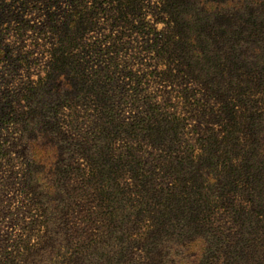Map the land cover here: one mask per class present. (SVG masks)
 I'll return each instance as SVG.
<instances>
[{"label":"trees","instance_id":"trees-1","mask_svg":"<svg viewBox=\"0 0 264 264\" xmlns=\"http://www.w3.org/2000/svg\"><path fill=\"white\" fill-rule=\"evenodd\" d=\"M43 1L64 7L59 27L47 32L87 50L70 65L65 53H48L50 71L38 84L47 95H92L104 120L90 136L76 127L74 138H46L39 152L38 163L62 184L72 174L78 180L61 206L43 212L35 245L44 264H167L171 248L193 245L200 247L197 264H264V164L256 162L264 114L252 107L254 97L264 98V0H35ZM101 21L135 44L131 54L107 60L133 83L126 98L145 106L131 122L113 114V90L96 83L102 73H86L101 46L82 40ZM108 39L109 49L121 41ZM194 120L204 129H190ZM123 138L152 150L133 172L132 211L114 206L110 188L119 168L137 161L138 148L114 147ZM79 154L83 168L73 164ZM76 200L90 208L71 226ZM52 219L59 231L50 229ZM33 246H8L0 264H18Z\"/></svg>","mask_w":264,"mask_h":264},{"label":"rangeland","instance_id":"rangeland-1","mask_svg":"<svg viewBox=\"0 0 264 264\" xmlns=\"http://www.w3.org/2000/svg\"><path fill=\"white\" fill-rule=\"evenodd\" d=\"M2 5L0 8L2 53L0 54V254L5 250L10 251L11 248L8 246L13 244L19 247L26 245L28 241L30 247L35 245L39 241L38 232L45 226L43 212H49L54 206H61V201L70 194V190L78 182L72 174L62 184L54 177L52 171H48L47 167L38 163L39 152L44 150L45 144L47 146L45 139H59L62 134L66 138H74L76 127L90 136L95 131L94 124L100 125L104 122L99 116L101 105L92 95L85 99L70 98V94L65 97L47 95V87L42 83L38 84V80L50 71L47 68L50 61L48 53H53L55 50L62 58H64L62 53H65L69 65L85 55L81 53L84 47L78 50L74 48L72 41H65L58 32H54L53 35L47 32L48 27L54 29L59 27L60 14L64 7L60 8L55 2L36 3L35 0H3ZM98 28L82 40L84 45L95 42L101 46V52L92 56V62L88 65L86 73L92 71L102 73L96 83L109 85V90H113V114H117L120 122L121 120L131 122L132 117L137 119L144 115L142 112L145 106L142 103L133 105L131 99L126 98L131 93L130 88L133 87V83L129 81V77H124L125 73L121 74L109 68L107 60L115 56L119 58L125 53L131 54L135 44L131 38L121 36L123 32L119 27L110 31L106 28V23L101 21ZM157 28L161 29L162 25H158ZM108 36L121 38L114 49H109L112 43ZM125 42L131 43L128 48L123 45ZM106 78L111 82H105ZM260 98L263 97L253 98L256 103H253L252 107L257 106L262 109L259 112L264 114V102H261ZM194 127L204 129V126L195 120L189 124L190 129ZM262 132L263 152L256 158V162L261 165L264 164V126ZM138 144L126 138L114 144L120 153L127 152L126 146L138 148L137 161L124 163L123 168H119L120 179H116L110 187L114 191V206L119 205L130 211L133 205L128 204L126 200L134 197L133 187L136 179H133L135 174L133 172H137L138 162H142L143 165L148 163L147 151H152L150 147L143 144L138 146ZM75 162L81 164L80 167L83 168L84 157L79 154L73 164ZM65 183L67 186L64 191ZM89 206L86 201L72 202L68 210L69 224L72 226L77 221L75 215L80 210L86 212ZM59 224V221L52 219L49 227L53 231H59ZM133 252L140 253L136 249ZM199 255L200 247L196 245L177 246L167 251L166 261L167 264H197ZM132 259L138 261L136 256ZM46 260L41 249L35 245L31 256L22 251L16 262L44 264Z\"/></svg>","mask_w":264,"mask_h":264}]
</instances>
